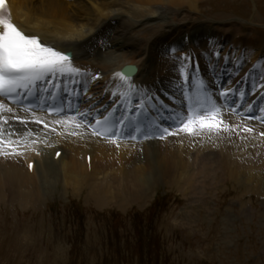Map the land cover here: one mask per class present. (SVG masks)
Masks as SVG:
<instances>
[{
	"label": "rangeland",
	"instance_id": "obj_1",
	"mask_svg": "<svg viewBox=\"0 0 264 264\" xmlns=\"http://www.w3.org/2000/svg\"><path fill=\"white\" fill-rule=\"evenodd\" d=\"M68 2L75 8L79 2L90 3L89 0ZM183 2L172 10V23L156 31L155 35L163 30L162 35L152 37L142 50L145 52L142 59H149L152 68L151 78L147 80L151 79L157 87H165V76L178 75L171 63L178 60L177 48L187 31L196 47L206 42L208 31L230 39L234 36L236 40L250 42L251 46L261 44L264 48V0ZM123 15L112 17L113 25L117 20L123 23L138 20ZM204 46L209 52L207 44H202L203 50ZM245 53L247 56L246 50ZM262 68L261 62L259 73ZM176 79L180 87V76ZM0 126L1 135L21 144L17 156L24 161L26 169V151L35 150H30L29 142L19 138L18 128ZM25 132L39 137L32 130ZM214 149H218L215 144ZM0 160L3 162L4 158ZM56 167H44L47 173L43 180H47L39 187L43 195L32 205L14 200L4 193L8 188L4 190L0 186V264H264V193L237 180L228 171L212 175L215 180L200 187L196 180L203 182V172L214 171L202 163L193 175V182L180 186L160 179L148 185L144 194L148 195L133 199L129 198L131 183L112 180L108 200L98 204L90 192L92 183L88 186L84 182L75 189L66 187L71 184L63 182V173ZM59 167L64 170L63 166ZM82 169L86 173L84 163ZM105 176L96 173L98 185L106 182ZM58 180L64 184L56 183ZM244 180L250 182L252 178ZM257 182H263L264 188V178H257ZM121 191L128 198L119 203ZM35 193H39L37 188ZM158 193L169 196L152 206Z\"/></svg>",
	"mask_w": 264,
	"mask_h": 264
},
{
	"label": "bare ground",
	"instance_id": "obj_2",
	"mask_svg": "<svg viewBox=\"0 0 264 264\" xmlns=\"http://www.w3.org/2000/svg\"><path fill=\"white\" fill-rule=\"evenodd\" d=\"M183 1L190 0H89V5L79 2V6L75 8L70 6L72 4L68 0H8L13 21L20 29L28 34H38L45 41H54L57 49L70 50L74 57L72 59L74 65L80 64L93 70L94 73H102L100 80L97 81L93 78L94 82L91 81V85L95 86L93 90L102 94L108 89L127 88L121 78L115 74L126 64L138 66L133 83L137 81L144 84L151 82V79L147 80V77L151 78L152 68L148 65L149 59L147 61L142 59L143 55L145 56V52L142 50L149 44L152 37L162 35L166 26L172 23L170 22L174 17L172 10L181 7ZM121 14L138 20L124 23L117 20V23L113 25L111 21L117 19ZM122 23L124 26H121ZM159 29L163 30L155 35ZM214 36L216 39L223 37V35ZM233 38L234 36L230 41ZM95 42L98 44H94ZM202 44H207L210 51H206V46L203 50ZM202 44L196 45L200 49L202 58L208 62L218 44L215 43L214 47L207 42H202ZM232 44V56L239 54L242 61L247 58L252 61L264 58V54H261L262 47L259 44L251 46L250 42L244 43L243 40L235 39ZM247 46L251 48L246 49ZM150 47L152 48V45ZM242 49L246 50L247 56L245 50L240 51ZM250 51L251 53H249ZM157 53H161V51ZM166 53L167 51L164 55H167ZM150 54H154V51H150ZM241 60L240 62H242ZM164 64L163 62V67ZM262 65L264 67V61H262ZM171 66L174 70L178 68V61L171 63ZM178 76L177 74L165 76V89L162 91L176 108L182 107L181 97L176 94L179 93L176 79ZM177 85L178 88H176ZM0 104L4 106L0 108V125L18 128L19 138L22 137L23 141L29 142L30 150H35L33 153L27 150L25 158L31 160L37 157L32 174L28 168L24 169L23 160L19 157L17 159L13 155L0 157V159L4 158L3 162L0 160V186L2 189L4 187V190L6 187L8 188L9 191L5 190L4 192L8 193V196L14 200L19 199L26 205L36 203L41 197L39 187L47 180V178L43 180L46 176L45 172L47 173L46 168L53 165H57L58 171L63 173V182L71 184L66 187L74 188L84 182H88L84 184L89 186V182L92 183L90 192L96 197L98 204L100 201L104 202V199L108 200L107 197L111 193L109 183L112 180L132 184L129 198H143L148 195V193L144 194L148 192L150 183L160 179L176 182L180 186L193 182V175L202 163L210 165L214 171L205 170L203 172V182L196 180V182H200V187L214 181L215 178H211L212 175L217 174L218 176L219 172L226 173L228 171L236 176L237 180L243 181L249 186H255L264 193L263 182H257V178H264V136L257 134L260 129H254L244 134L238 131L234 136L230 134L235 131H225L224 137L214 140L206 135L191 134L189 137L179 135L167 141L139 144L129 141L118 144L93 136L84 128H80L76 122L66 123L60 118L27 111L5 103L2 98H0ZM9 108L11 111L6 110ZM234 122H238V120ZM249 125L252 126V124ZM25 129L32 130L40 136L26 133ZM43 135L46 136V139L43 138ZM11 141L18 144L16 140ZM214 144L218 149H214ZM56 147L65 150L59 159L56 160L53 155L49 160L48 154ZM37 150H40V153L36 152ZM89 152L91 153L90 165L86 162ZM241 152L243 153L241 154ZM187 155L190 158H187ZM83 163L86 173L82 169ZM222 163L223 165H221ZM59 166H63L64 170L62 171V167ZM218 169L220 170L218 171ZM101 172L106 175L103 178L106 182L98 185L96 173ZM246 178L248 180L252 178V181L244 180ZM59 182L62 183L60 180L56 181V183ZM195 183L192 184V187ZM36 188L39 193H35ZM115 194L118 195L117 192ZM122 196L125 198L123 199ZM126 197L128 198L124 195V191H121L119 203L125 202Z\"/></svg>",
	"mask_w": 264,
	"mask_h": 264
},
{
	"label": "snow or ice",
	"instance_id": "obj_3",
	"mask_svg": "<svg viewBox=\"0 0 264 264\" xmlns=\"http://www.w3.org/2000/svg\"><path fill=\"white\" fill-rule=\"evenodd\" d=\"M3 6L4 0H0V9ZM78 72L79 69L72 64L69 54L41 44L36 37L25 35L13 24L10 14H0V96L10 95L17 89L28 88L29 85L58 75L63 77ZM206 87L203 81L199 82V89ZM229 94L230 90H225L220 96L227 99ZM196 104V107L189 106L186 113L177 118L176 131H172L171 126L163 128L161 138L165 134L175 135L180 131L199 134L204 129L219 130L223 120L220 115L221 107L217 105L216 99L207 94L197 95ZM3 107L0 104V108ZM6 110L11 111L10 108ZM100 123L101 121H97V124ZM4 143L0 141V145Z\"/></svg>",
	"mask_w": 264,
	"mask_h": 264
}]
</instances>
